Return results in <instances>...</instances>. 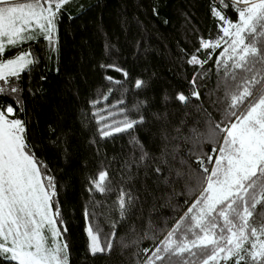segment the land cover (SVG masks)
Instances as JSON below:
<instances>
[{
    "label": "trees",
    "instance_id": "trees-1",
    "mask_svg": "<svg viewBox=\"0 0 264 264\" xmlns=\"http://www.w3.org/2000/svg\"><path fill=\"white\" fill-rule=\"evenodd\" d=\"M226 3L228 7L222 0H71L57 21L54 49L42 39L6 49L5 59L31 50L39 61L15 81L21 91L0 94V104L12 105L14 118L25 122L27 143L54 179L68 264H141L142 250L163 240L194 199L188 188L195 185L188 184L186 174L188 164L198 165L186 138L206 134L210 123L224 119V65L215 58L225 45L212 51L213 59L203 66L187 59L201 38L214 41L222 35L213 7L238 21L233 1ZM200 56L205 59L207 52ZM112 64L128 78L102 67ZM194 75L199 76L200 99L187 105L176 102L178 92L191 96ZM109 76L122 83L109 82ZM137 79L144 82L139 89ZM96 113H112L109 124L126 116H142L143 123L102 137ZM166 143L169 153L176 149L175 160L162 155ZM141 145L148 153L143 162ZM212 147L202 145L209 153ZM102 170L111 182L107 193L90 190V181ZM177 170L185 176L178 177ZM121 190L133 197L123 216ZM90 202L95 218L86 219ZM262 213L264 207H258L257 221L264 218ZM89 220L113 240L110 252H89Z\"/></svg>",
    "mask_w": 264,
    "mask_h": 264
},
{
    "label": "snow or ice",
    "instance_id": "snow-or-ice-1",
    "mask_svg": "<svg viewBox=\"0 0 264 264\" xmlns=\"http://www.w3.org/2000/svg\"><path fill=\"white\" fill-rule=\"evenodd\" d=\"M70 2L0 0V94L19 93L21 89L15 81L39 63L31 50L5 59L6 49L40 38L54 49L57 21ZM222 2L229 6L226 0ZM233 4L238 21L227 19L213 7L222 35L214 41L201 38L199 48L187 59L190 65L203 66L213 59L212 51L226 45L215 58L217 64L224 65V119L210 123L206 134L186 138L193 144L190 151L198 165L194 168L188 164L186 174L188 184L195 185L188 188L194 199L163 240L142 250L141 264H264V218L256 220L257 208L264 207V0H233ZM202 51L207 52L205 59L200 56ZM102 67L122 72L128 78V73L114 64ZM106 79L122 83L111 76ZM198 79L194 75L190 81L191 96L181 91L175 101L187 105L192 98L199 100ZM143 86L142 80L135 81L136 88ZM94 115L102 125V137L143 123L142 116H126L109 124L112 113ZM14 117L12 105L0 104V264H68L54 179L39 166L27 143L25 122ZM176 132L179 134L180 129ZM163 139L168 141V135L164 134ZM204 143L213 145L210 153L203 150ZM140 152L139 162H143L148 153L142 145ZM175 153V148L169 153L168 144L164 145L162 155H171L175 160ZM176 175L184 177L185 173L177 170ZM90 183V190L112 191L106 171H100ZM132 202L131 194L121 190V216ZM93 208L92 202L85 207L86 219L95 218V212L89 210ZM89 223L86 231L90 253L110 252L113 240L99 225H92L91 220Z\"/></svg>",
    "mask_w": 264,
    "mask_h": 264
},
{
    "label": "rangeland",
    "instance_id": "rangeland-1",
    "mask_svg": "<svg viewBox=\"0 0 264 264\" xmlns=\"http://www.w3.org/2000/svg\"><path fill=\"white\" fill-rule=\"evenodd\" d=\"M231 1H233V0H231ZM55 37H56V31H55V34H54V40H55ZM40 39H42V38H40ZM39 40V39H38ZM38 40H36V39H34V40H32V41H29V42H36V41H38ZM43 40V39H42ZM29 42H27V43H29ZM48 43V42H47ZM226 46V45H225ZM8 49V48H7ZM90 252V251H89Z\"/></svg>",
    "mask_w": 264,
    "mask_h": 264
}]
</instances>
